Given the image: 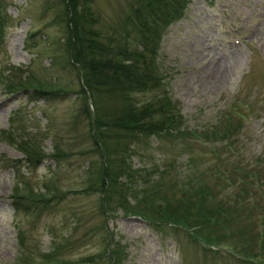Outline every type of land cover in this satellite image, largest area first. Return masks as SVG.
Here are the masks:
<instances>
[{
	"label": "rangeland",
	"instance_id": "1",
	"mask_svg": "<svg viewBox=\"0 0 264 264\" xmlns=\"http://www.w3.org/2000/svg\"><path fill=\"white\" fill-rule=\"evenodd\" d=\"M179 1V17L156 19L160 87L129 93L141 105L165 93L178 107L179 128L137 136L143 143L100 129L114 151L109 158L125 163L104 211L91 184L101 157L89 136V95L78 93L77 70L60 60L63 2L0 0V264H234L230 243L253 258L235 264H264V0ZM142 2L77 0V31H97L113 59L122 45L138 49L132 10ZM28 81L53 91L33 101ZM95 94L105 115L122 106L110 89ZM209 130L213 137L204 136ZM224 130L227 139H218ZM23 144L44 155L39 166L24 159ZM55 146L64 152L58 158L50 157ZM202 185L204 206L218 214L201 231L218 241L217 254L184 227L125 214L137 200L174 203L185 193L193 200ZM14 193L37 200L19 199L28 206L17 211ZM106 251H117L115 263Z\"/></svg>",
	"mask_w": 264,
	"mask_h": 264
},
{
	"label": "trees",
	"instance_id": "2",
	"mask_svg": "<svg viewBox=\"0 0 264 264\" xmlns=\"http://www.w3.org/2000/svg\"><path fill=\"white\" fill-rule=\"evenodd\" d=\"M62 2L67 13V36H64L63 39L61 38L65 47L62 49L64 53L63 58H60V60L61 64L65 63L64 65H69L77 70L76 75L78 80H80L78 93H87L89 95V104H85L84 108L85 112L89 111L90 107L92 111H90L91 116L88 124L90 130L89 136L92 137L91 141L94 144L93 147L101 157L98 165L95 163L94 167L90 169L93 173L91 184L94 189L101 191L102 196L99 199V203L100 206L105 207L104 211H107L106 206L111 201L109 200L108 194L110 193L112 185L116 184L120 175L119 173L123 170L125 163L124 159H121L122 161L119 159L117 162L116 158H109L110 153L114 151L108 145L106 131L103 133L100 129L102 127L117 128L119 133L121 135L122 133L127 135L129 143H132L134 141H140L137 139V136L140 135L148 138L150 135H159L160 132L167 129V127L179 128L176 123V121L180 119L178 107L170 101L165 93L161 92L162 95L160 97L150 99V102H146L142 105L136 103V101H131L129 93L131 91L135 92V90L144 91L147 88L156 90L160 87L161 76L158 72V64L155 56V44L158 38L156 34L158 28L157 20L166 23V17L170 19L171 13L174 17H179L180 12L178 10L181 1L171 0L166 2L165 0H143L141 5L132 10L134 21H136L135 29L139 37L137 43L138 49L124 47L122 45V47L115 49L117 58L114 59L116 60L109 56L108 50L110 49L106 47L107 45L104 44L105 42H101L97 39V37H101L97 31H92L89 26L84 29L81 28L80 32L77 31V27L81 24L79 19L82 17V14L78 13L76 8L77 0H62ZM84 10L86 13H84V16L86 15L85 22L91 21L92 19L89 17L88 11L85 8ZM157 11L163 15L160 16L161 19L154 17ZM32 34L33 32L29 33L28 36ZM27 84L29 85L24 88L31 91L33 101L43 99L45 98V94L53 91L40 84L32 85L30 81H28ZM100 89H110V92L112 91L113 94L118 96L119 103H121L122 106L110 108V113L105 115V111L100 107L98 101L94 97V95H96L95 93ZM228 118L230 119V117ZM209 131L210 132H207L204 136L213 137L212 130ZM228 134L229 132L224 130L216 132L215 136H218V139H227ZM208 140L214 141L215 139L208 138ZM140 142L143 143L142 141ZM20 146L19 149L28 164L38 165L41 162V158H43L44 155H39L35 147L32 148L27 144ZM55 150L56 153L50 154V157L58 158L64 153L60 151L57 146H55ZM213 152H215V150ZM11 162H19V159L12 160ZM192 189H194V187H192ZM206 189H208V187L204 185L200 186L198 190L196 188V191H198V193L195 192L197 198L193 199L195 202L192 206V197L196 196L185 193L181 198H177L174 203L165 201V203L162 204L158 201L157 203L153 202L149 204L147 201L140 202L137 200L135 205L123 208L125 214L137 215L151 223L171 224L173 226L184 227L190 231L188 235L194 241L197 240L204 251L217 254L219 246L218 241L212 239L210 235L206 234L207 232L201 231L204 224L209 225L213 223L216 214H218V210L211 211L204 206L203 199L206 198L204 190ZM12 198L13 206L17 211L18 209H26L28 206V202H24V199L30 201L37 200V198L31 197L30 194L29 196H23L14 193L12 194ZM22 198L24 199L19 200ZM120 201L125 205V196L120 199ZM19 202H23L24 206ZM121 203L120 205H122ZM178 210H180V212H178ZM224 210L225 208H220L222 213ZM194 211L196 214H202L206 219H202L201 217L195 218ZM246 229L247 230L242 231L241 235L247 234L248 227ZM193 235L195 236L193 237ZM259 236L261 240L263 236L261 234ZM200 237L202 240H200ZM258 238L259 237L255 238V244ZM230 245L232 248L230 255L233 256L232 260L234 264L240 261L253 263V258L250 257L251 252H248L249 249L240 248L236 253V245L232 243H230ZM211 246H213V249L210 248ZM214 249L215 251H213ZM228 251L226 252L228 253ZM106 253L110 262L115 263L118 257L117 251H106ZM50 254L53 255L52 253ZM255 255L256 253L254 252V256ZM46 257L47 256L44 258ZM256 263H258V261H256ZM45 264H48V262Z\"/></svg>",
	"mask_w": 264,
	"mask_h": 264
}]
</instances>
